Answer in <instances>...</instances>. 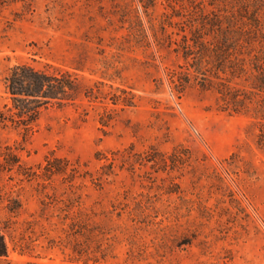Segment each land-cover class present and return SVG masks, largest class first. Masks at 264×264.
Listing matches in <instances>:
<instances>
[{"label": "rangeland", "instance_id": "rangeland-1", "mask_svg": "<svg viewBox=\"0 0 264 264\" xmlns=\"http://www.w3.org/2000/svg\"><path fill=\"white\" fill-rule=\"evenodd\" d=\"M227 38L232 58L212 52ZM16 65L82 94L30 134L0 124V264H94L79 246L95 264H264V0H0V111Z\"/></svg>", "mask_w": 264, "mask_h": 264}, {"label": "trees", "instance_id": "trees-1", "mask_svg": "<svg viewBox=\"0 0 264 264\" xmlns=\"http://www.w3.org/2000/svg\"><path fill=\"white\" fill-rule=\"evenodd\" d=\"M254 21H256L257 24L259 23V20L257 19H254ZM220 32L221 28H218V34ZM223 42L221 43L217 41V44L214 46L216 49L212 52L216 55L222 52L225 53L226 56L229 55L230 58H232L234 56L233 52H237L236 50L238 45H233L234 43L232 40H230V38H227V41ZM193 44L197 46L201 52L200 57L196 61L195 65L196 73L206 76L205 73L201 72L203 70L201 67L202 62L206 58V45L200 39L193 40ZM191 48V46H186V59L189 58L188 54H190L192 51ZM258 57L259 56L257 55L254 56L255 59H258ZM217 58L218 64L223 67L225 62L220 60L219 57ZM237 60L239 62H243L244 65L241 64L242 66H239L238 63H236V58H233L231 62H229L231 66H229L227 69L231 75L230 77L234 79H239L242 77L246 68V60ZM259 69L261 68L257 69L259 74L254 77L255 80L252 84L255 85L254 89L264 92V69ZM219 71H223V73H225V68H222ZM214 78L220 79L219 74H215ZM204 81H206V79H204ZM219 84L221 85L222 89H218V93H225L228 88L226 89L222 83ZM4 85L6 94L8 95V103L5 104L3 109L0 111V124L5 126L11 124L17 129H22L25 134L34 132L45 110L49 108L64 109L74 106L82 94V84L79 77L76 74L62 68H56L54 71L50 72L38 70L29 65H16L9 70V73L4 81ZM124 105L128 106V104ZM15 157L17 160L13 165L19 163L18 157ZM57 162H61V160H55L54 164L56 165ZM53 170L55 171L54 174L63 173V170L58 168L57 165ZM48 172L52 173L53 171L50 169ZM70 229L71 237L74 238L75 247L77 248L78 239L80 237L83 238L86 232H90V230L84 225L78 224L76 222L71 223ZM79 247L77 249L74 248L73 250L74 253L79 255V258H77L75 261H84L85 263L91 261L94 264L98 263L97 259L88 258L89 254H87V251H84ZM8 253L9 247L6 235L0 229V258H7ZM83 257H87V260H84Z\"/></svg>", "mask_w": 264, "mask_h": 264}]
</instances>
